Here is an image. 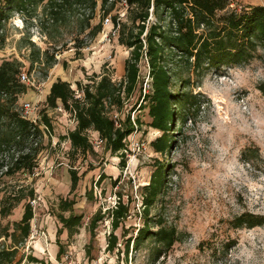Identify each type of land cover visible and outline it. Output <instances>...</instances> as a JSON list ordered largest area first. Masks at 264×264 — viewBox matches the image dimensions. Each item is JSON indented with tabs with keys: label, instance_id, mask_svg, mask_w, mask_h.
Wrapping results in <instances>:
<instances>
[{
	"label": "rangeland",
	"instance_id": "374dc122",
	"mask_svg": "<svg viewBox=\"0 0 264 264\" xmlns=\"http://www.w3.org/2000/svg\"><path fill=\"white\" fill-rule=\"evenodd\" d=\"M45 5L46 1L28 11L10 12L6 0H0V13L6 16L0 23V65L16 58L22 62L21 72L28 79L23 81L20 75L28 91L20 97L18 109L21 112L24 102H34L37 111L31 119L38 123L47 114L53 125L49 132L41 124L44 135L32 174L22 171L7 175L5 166L14 151L0 156V208L4 196L16 194L19 189H24V194L35 190L32 233L22 252L52 264H264V226L236 229L233 222L244 213L264 216V96L258 90V85L264 83V49L259 48L257 57L249 63L225 65L202 77L171 64L185 81L190 80L186 90L196 94L200 104L177 124L174 142L165 154L156 153L151 145L162 132L149 127L148 109L136 106L138 92L126 99L122 111H111L109 115L118 122H124L128 114L133 122L141 121L127 139V166L123 168L120 158L105 146L87 156L73 154L66 137L77 122L61 105L56 109L47 107L46 99L50 86L59 79L75 90L78 83H91L94 75L107 74L119 83L125 76L130 50L120 45L118 36H107L113 26L105 25L100 3L91 24L86 21L90 12L85 8L52 22ZM234 6L244 7L237 3ZM117 7L112 9V16L131 24L130 14L119 18L122 9ZM229 12H219L216 21L221 22L220 18ZM166 21L165 26L169 23ZM100 22L102 31L91 37L92 28ZM139 68V88L143 86L145 94L151 89L145 59ZM87 133L92 143L100 136L92 130ZM137 142L144 144L141 151L134 147ZM160 164L167 166L168 185L150 208V223L155 230V222L162 219L164 226L178 229L180 239L161 257L156 256L154 240H147L139 249H134L132 243L127 258L125 239L143 226L142 189ZM72 168L78 170L81 180L75 191L71 190ZM101 174L106 176L104 181ZM120 197L130 204L131 213L116 231L120 252L117 248L112 253L108 251L113 231L108 215L98 222L94 236L89 225L99 210L107 213ZM66 199L76 201L74 212L83 220L73 236L68 230L61 234L65 254L58 259L56 240L62 225L57 214L59 204ZM26 202L22 201L9 217L0 218L1 226H9L12 231L24 214ZM22 264L28 263L25 260Z\"/></svg>",
	"mask_w": 264,
	"mask_h": 264
},
{
	"label": "trees",
	"instance_id": "16d2710c",
	"mask_svg": "<svg viewBox=\"0 0 264 264\" xmlns=\"http://www.w3.org/2000/svg\"><path fill=\"white\" fill-rule=\"evenodd\" d=\"M45 1V9L52 22H58L61 16L76 9L85 8L90 12L86 21L91 24L99 3L105 16L114 8V5L109 4L110 0H6V8L10 12H24L44 4ZM128 4L131 24L122 23L117 16H112L113 27L118 29L117 38L120 45L125 46L131 53L125 61L123 80L115 83L107 74L94 75L90 79L91 83H78V90H75L69 82L59 79L50 86L46 99L47 107L56 109L61 105L77 122L75 129L67 133L66 137L73 154H94L96 148L87 132L96 131L105 141L108 152L120 158L123 168L127 166L124 153L128 149L127 139L136 132L141 121L137 119L133 122L132 116L128 114L124 122H118L109 115L111 111H122L126 99L138 92L139 101L136 106H140L139 110L147 108L151 118L149 127L162 132L151 145L156 153L165 154L172 147L177 124L183 122L186 114L200 104L197 95L186 90L190 80L185 81L182 73L175 71L171 64L174 62L179 67L190 69L192 74L202 77L207 71L225 65L249 63L257 57L259 48L264 49L262 6L237 9L231 0H128ZM226 10L230 12L220 18L221 22L216 21L217 14ZM4 13H0V23L6 19ZM154 17L156 21L152 23ZM167 19L169 23L165 26ZM102 27V22L93 27L91 37L99 34ZM143 59L147 62L151 79V89L145 94L143 86L139 88V65ZM22 68V62L16 58L4 60L0 65V156L5 152L14 151L10 154V163L5 166V173L12 176L22 171L31 174L34 172L42 144L41 138L44 135L41 124L47 131L53 130L52 121L47 114H43L38 123L21 115L17 103L28 91L20 79ZM98 77L99 80H96ZM258 90L264 96V83L258 85ZM0 169H3V164H0ZM70 178L71 190L75 191L81 181L78 170L72 168ZM105 178L106 176L101 174V181ZM167 185V166L160 164L151 175L149 184L142 189L143 226L137 229L135 235L125 239V257L128 258L132 243L134 249H139L147 240H154L157 243L156 256L161 257L179 241L180 233L177 228L164 226L161 219L155 222L158 228L154 230V225L150 223V208L157 202ZM24 192V189H19L16 194L4 196L1 203L0 218L4 219L12 215L13 210L22 201H27L24 214L20 221L14 224L12 231L9 226L2 227L0 224V264H22L25 260L28 264H52L22 252L32 233L31 222L35 217L32 202L36 198L34 189H30L26 194ZM75 205L74 199H66L59 204L60 213L57 217L62 227L56 240L59 246L58 259L65 254L64 245L60 240L61 234L68 230L69 236H73L82 224L83 217L75 214ZM107 211L102 214L99 210L89 227L94 236L98 222L108 215L113 229L108 239V251L113 253L119 245L116 231L122 228V224L129 218L130 204H125L120 197L114 207ZM67 212L69 215L65 216ZM233 222L236 229H253L264 226V216L244 213ZM118 250L120 252L119 248Z\"/></svg>",
	"mask_w": 264,
	"mask_h": 264
},
{
	"label": "built area",
	"instance_id": "2783aa9c",
	"mask_svg": "<svg viewBox=\"0 0 264 264\" xmlns=\"http://www.w3.org/2000/svg\"><path fill=\"white\" fill-rule=\"evenodd\" d=\"M109 4L114 5L115 8H118L117 6H120L121 7L122 12L119 13V15L121 16V17L119 16V18H122L123 15H125L126 13H128L129 8H130V6L128 4V0H110L109 1ZM233 6H234V4H233ZM104 23H105L106 26H108V25H112L113 26V22H112V12L105 17ZM109 35H112L114 37L118 36V29H115L113 27L110 30V33L107 36H109ZM21 79L23 81L28 80L27 79V75L25 73H23L21 75ZM22 104H23L22 105V108H21L22 116L24 118H28V119H31L32 117H34V113L37 111V104L34 103V102H32V103H30V102H24ZM33 121L36 122V119H34ZM92 144H93V146L95 148H100L102 146H105V141L103 139H101V137L99 136L98 138H96V140ZM143 146H144V144H141L139 142H137V143L134 144V147H136L137 151H141L142 148H143ZM33 202H35V201H33ZM33 202H32V204H33Z\"/></svg>",
	"mask_w": 264,
	"mask_h": 264
},
{
	"label": "crops",
	"instance_id": "0c3cea01",
	"mask_svg": "<svg viewBox=\"0 0 264 264\" xmlns=\"http://www.w3.org/2000/svg\"><path fill=\"white\" fill-rule=\"evenodd\" d=\"M231 1H233V3H237L238 5H242L244 7H248V6L264 7V0H231ZM94 133H97V132L95 131Z\"/></svg>",
	"mask_w": 264,
	"mask_h": 264
}]
</instances>
